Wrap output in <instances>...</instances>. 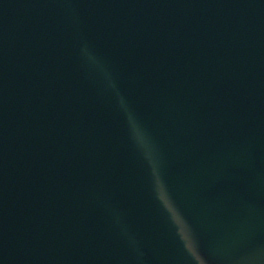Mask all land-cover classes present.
<instances>
[{"label": "water", "instance_id": "95a60500", "mask_svg": "<svg viewBox=\"0 0 264 264\" xmlns=\"http://www.w3.org/2000/svg\"><path fill=\"white\" fill-rule=\"evenodd\" d=\"M0 264H264V0H0Z\"/></svg>", "mask_w": 264, "mask_h": 264}, {"label": "clouds", "instance_id": "9594fccd", "mask_svg": "<svg viewBox=\"0 0 264 264\" xmlns=\"http://www.w3.org/2000/svg\"><path fill=\"white\" fill-rule=\"evenodd\" d=\"M92 59H93V61H95V57H93ZM106 76L110 79V74H107V73H106ZM121 103H122V104L125 103V101L123 100V98H121ZM137 138H138L139 140H141V141H143V139H144V137H143V133H142L139 129H137Z\"/></svg>", "mask_w": 264, "mask_h": 264}]
</instances>
